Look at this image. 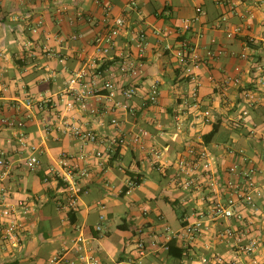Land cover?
<instances>
[{
    "label": "crops",
    "instance_id": "0c3cea01",
    "mask_svg": "<svg viewBox=\"0 0 264 264\" xmlns=\"http://www.w3.org/2000/svg\"><path fill=\"white\" fill-rule=\"evenodd\" d=\"M103 1L113 7V15H125L128 23L127 31L107 56L97 52L93 44L98 27L90 19L104 16L103 6L94 0H0V114L22 117L29 98L52 97L56 103L53 110L37 112L24 128L27 143L43 148L40 169L26 167L29 150L19 143V129L4 128L0 133V147L8 160V166L0 169V217L4 205L9 204L18 208L25 224L20 246L0 241V264H83L74 261L72 250L79 233L90 240L101 264H204L202 258L216 252H224L231 263L249 262L233 239L219 237L226 224L240 226L235 220L216 222L203 217L208 228L181 259L165 250L140 257L136 240L138 229L144 228L149 239L163 241V223L179 229L185 219H202L201 213L206 212L200 191L183 190L172 180L175 161L188 145H207L221 169L240 161L255 165L264 190V0H137L138 10L123 0ZM199 7L204 13L197 11ZM75 10H82L86 18L72 19ZM39 17L45 24L39 33H33L32 24ZM185 20L192 21L187 31L182 29ZM139 29L148 34L145 73L124 77L119 74V62L123 54L135 52L132 39ZM228 31H235L234 36L228 37ZM74 34L81 36L73 39ZM182 41L202 57L209 48L222 51L198 70L202 109L213 113L210 122L184 103L191 83L173 55ZM45 47L64 60L49 56ZM242 53L248 57L242 58ZM90 60L99 67L100 82L118 73L122 83L139 85L142 94L134 100L135 114L114 112L105 100L96 102V114L67 107V81ZM238 74L242 86L229 80ZM155 81L160 85L159 101L143 107V94ZM244 89L255 91L258 102L249 109L246 123L237 127L234 121L246 106ZM113 117L118 118V124L111 122ZM62 119L107 140L139 128L150 135L143 147L114 146L112 156L102 159L95 151L107 146L83 144L64 129ZM178 121L183 122L180 130ZM153 146L163 152L161 168L153 156ZM64 152L87 154L85 160H79V165L89 170L82 180L85 193L79 209L72 213L59 206L58 201L66 195L62 184L44 182L49 168ZM133 174L141 180L135 186L130 185ZM245 221L260 240L259 257L264 264V197L246 211ZM98 225H102L101 230ZM55 256L59 259L52 262Z\"/></svg>",
    "mask_w": 264,
    "mask_h": 264
},
{
    "label": "built area",
    "instance_id": "2783aa9c",
    "mask_svg": "<svg viewBox=\"0 0 264 264\" xmlns=\"http://www.w3.org/2000/svg\"><path fill=\"white\" fill-rule=\"evenodd\" d=\"M95 3L103 6L104 16L101 20L90 21L97 25L98 30L94 34L93 44L100 54L107 56L116 47L120 37L127 31L128 23L125 15H113V7L104 3L103 0H94ZM135 10H138L137 0H123ZM199 13H204L203 9H197ZM86 18L82 10H75L72 19ZM192 21L185 20L182 29L187 31L191 28ZM45 24V19L39 17L31 27L33 33H39ZM235 31H238L235 30ZM235 31H228L227 36L233 37ZM160 34V33H158ZM81 35H72L73 39L79 38ZM148 34L145 29H139L134 32L133 44L135 52L123 54L119 62V74L124 77L137 78L145 73V51L147 47ZM45 51L49 56H57L61 61L64 57L57 54L50 47H45ZM222 53L218 48H209L206 56L202 57L197 51L186 41H182L174 50L177 65L181 68L191 83L189 95L185 97L184 103L193 106L199 111V116L206 122H210L213 113L209 108L202 109L203 101L200 99L199 87L201 85L199 68L216 58ZM247 58V53L240 55ZM99 67L95 61H87L83 66L73 72L67 81V93L69 100L67 107L74 109L78 107L81 110L96 114L99 107L96 102L105 100L114 112L124 111L135 114L136 105L134 100L141 96V89L135 82L122 83L118 80V73H112L108 78L103 79L98 71ZM264 70V64L262 65ZM240 71V67H236ZM239 73V72H238ZM229 80L237 86H242L241 74L229 78ZM161 90L158 81L153 82L146 93L143 94L142 106L147 107L158 103ZM246 106L242 109V115L234 121V125L240 127L247 121L249 109L256 105L258 96L255 91L244 89L242 91ZM56 103L52 97H42L38 99L29 98L25 103L22 117L15 115L0 114V133L4 128L19 129L17 134L19 143L22 147H26L29 153L26 157L25 164L30 171L40 169L42 165L41 157L43 148L33 144H28L24 133L27 121L31 119L37 112L53 110ZM111 122L118 124L117 117H113ZM62 125L65 130L73 133L83 144L94 143L100 146H107L106 150L98 149L95 156L102 159H109L114 151V146H123L128 144L144 146V142L149 137L150 132L144 128L132 131L128 135H120L107 140L100 137L95 131L84 128L77 123L68 119H62ZM183 122H177V128L182 129ZM153 156L160 163L163 152L153 146ZM242 154L243 151L241 150ZM87 154L82 152L80 155H72L62 153L57 158L56 164L49 168L44 182L50 183L56 181L62 184L66 193L64 200H59V206L66 211L75 212L80 207L82 195L85 193L82 180L89 174L88 168L79 165V160H85ZM214 153L209 150L205 144L188 145L181 155L175 161V172L173 175V183L186 191H200L202 193V201L207 205L206 212L201 213V218L192 221L185 219V224L179 229H174L168 223H163L164 240L149 239L148 233L144 228L138 229V238L136 240V249L140 257H146L151 253L161 250L168 251L170 243L173 239L181 240L185 249L184 255L188 254L191 244L202 235L208 228L203 217L210 221L230 222L235 220L240 226L226 224L219 232L221 240H234L237 250L248 257L249 262L244 264H262L259 257L260 240L254 234L246 223V211L257 206V199L264 197V190L258 183L259 170L255 165L245 164L243 162H234L226 168H220ZM8 166L6 152L0 147V169ZM161 168V163L159 165ZM131 186H135L134 180H131ZM130 193V191H126ZM19 207L23 209L24 203L20 202ZM18 208L12 205H4L1 210L0 217V241L12 246H20L25 233V224L18 216ZM196 216V213L194 214ZM98 230L102 229V225L97 226ZM72 250L75 253V260L83 264H101L99 256L88 238L84 234L79 233L74 241ZM59 259L55 256L52 262ZM204 264H235L231 263L224 252H216L210 256L202 258ZM243 264V263H240Z\"/></svg>",
    "mask_w": 264,
    "mask_h": 264
},
{
    "label": "trees",
    "instance_id": "16d2710c",
    "mask_svg": "<svg viewBox=\"0 0 264 264\" xmlns=\"http://www.w3.org/2000/svg\"><path fill=\"white\" fill-rule=\"evenodd\" d=\"M213 134H214V131L211 132L206 138L207 139L211 138L213 136ZM135 176L136 175H134V174L132 175V180H134V182L136 184H139L141 182V180H140V178H136ZM70 213H72V212H70ZM73 221H74V219H73ZM184 251H185V249H184L181 242H179V241L174 242L173 241L170 243V248L168 250V254L172 257L181 259L184 256Z\"/></svg>",
    "mask_w": 264,
    "mask_h": 264
}]
</instances>
